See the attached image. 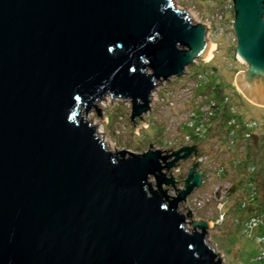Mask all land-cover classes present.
<instances>
[{
    "label": "water",
    "instance_id": "95a60500",
    "mask_svg": "<svg viewBox=\"0 0 264 264\" xmlns=\"http://www.w3.org/2000/svg\"><path fill=\"white\" fill-rule=\"evenodd\" d=\"M231 4L235 82L264 106V0ZM207 31L173 0H0V264H225L183 207L196 144L111 151L95 126L111 97L133 123L155 113V90L209 56Z\"/></svg>",
    "mask_w": 264,
    "mask_h": 264
},
{
    "label": "rangeland",
    "instance_id": "374dc122",
    "mask_svg": "<svg viewBox=\"0 0 264 264\" xmlns=\"http://www.w3.org/2000/svg\"><path fill=\"white\" fill-rule=\"evenodd\" d=\"M173 2L196 22L207 24V40L214 44L209 56L189 65L175 80L161 84V90H155L157 110L143 115V121L130 120L128 100L111 97L107 122H95L97 134L111 151L127 149L139 153L147 151L150 145L177 149L196 144V152L203 155L205 165L210 167L211 180L189 196L183 207L191 208L193 217L210 222L206 240L220 252L225 264H264V260H256L260 251L252 239L254 235L249 237L241 232L238 224L245 219H241L245 213L259 217L264 210V106L249 102L235 82L236 73L246 66L236 58L231 0ZM201 75L206 76L205 84L200 83ZM191 120L194 126L202 125L199 137H194L195 129L188 125ZM246 135L247 143L243 139ZM191 161L189 158L175 167L176 179H185ZM198 169L203 170V164ZM218 169H222V175ZM246 185L255 198L245 196ZM221 194L226 199L221 200ZM188 200L198 207L195 211ZM259 228L257 233H264V227Z\"/></svg>",
    "mask_w": 264,
    "mask_h": 264
},
{
    "label": "built area",
    "instance_id": "2783aa9c",
    "mask_svg": "<svg viewBox=\"0 0 264 264\" xmlns=\"http://www.w3.org/2000/svg\"><path fill=\"white\" fill-rule=\"evenodd\" d=\"M206 26H207V24H205ZM208 27V26H207ZM222 27V26H221ZM222 29L224 30V27H222ZM208 31H209V28H208ZM207 31V36H208V32ZM218 34V33H217ZM206 36V37H207ZM208 39V38H207ZM232 40L234 41V43H235V37H234V35H233V33H232ZM209 41V40H208ZM211 43V42H210ZM205 78H206V76L205 75H201V79H200V83L202 82V83H206L207 82V80H205ZM212 103H214V102H212ZM194 118V115H193V117H192V119ZM229 121H231V123L232 124H235V122H234V120H232L231 118H227ZM193 120H191L189 123H188V125L190 126V127H193L195 130H194V134H196V135H194V137H199L198 135L200 134V131H201V127H202V125H197V126H194V124H193ZM252 123H254V122H252ZM229 129H231V128H229ZM231 133H233L234 131L233 130H229ZM224 135V134H223ZM222 135V136H223ZM224 138V137H223ZM243 139L245 140V143H247V141H248V135H246V136H244L243 137ZM189 141V140H188ZM225 141V140H224ZM234 144V138H233V140H232V144L231 145H233ZM197 156H198V159H200V164H203V170H202V172H203V185H208V183H209V181L211 180V170H209L210 169V167H207L206 165H205V163H204V157H203V155L202 154H197ZM203 158V159H202ZM200 166V165H199ZM217 172H219V173H221L222 172V169H218L217 170ZM175 173V171L173 172V174ZM176 180H178V179H176ZM180 186H182V184L180 185ZM247 190V189H246ZM219 193V192H218ZM249 197L250 198H253V195L252 194H249ZM219 198L221 199V200H224V199H226V198H224V195L223 194H221V195H219ZM250 199H248V201H249ZM252 200V199H251ZM189 202H190V204H189V206H191L193 209H194V211L198 208V207H196V205L193 203L194 201H191V200H189ZM248 204H252V202H250V203H248ZM254 204H255V202H254ZM244 206V204L241 206V207H243ZM263 211V213H261V215L259 216V217H254V215L253 216H248L247 218H245V219H243L242 221H241V223L243 222V223H245V225H244V227H242V229H241V231L244 233V234H246V235H248V236H250V237H252V235H254L253 234V229H255V228H257V227H259V225L260 226H262V227H264V210H262ZM261 211V212H262ZM221 216V215H220ZM219 216V217H220ZM217 218V220H219L220 218ZM222 220V219H221ZM220 220V221H221ZM256 238H259V243H261V246H260V250H261V252H260V255L259 256H257V258H264V234L263 235H261V236H254V239H256Z\"/></svg>",
    "mask_w": 264,
    "mask_h": 264
},
{
    "label": "trees",
    "instance_id": "16d2710c",
    "mask_svg": "<svg viewBox=\"0 0 264 264\" xmlns=\"http://www.w3.org/2000/svg\"><path fill=\"white\" fill-rule=\"evenodd\" d=\"M261 207H264L263 205H261ZM246 216V217H245ZM245 216L243 215L242 217L243 218H247L249 215L247 214V213H245ZM244 222V221H243ZM238 223V224H240L241 225V227H244V225H245V223ZM259 227H260V225H259ZM259 227H257V228H255V229H253V234H254V236H261V235H263L264 233H261V234H259V233H257V230L259 229L260 230V228ZM242 229V228H241ZM264 231V230H263ZM242 232V231H241ZM246 236V235H245ZM250 237V236H249ZM252 239H254L253 237H252ZM254 241H255V239H254ZM256 243V242H255ZM257 245H258V249H259V251L261 252V250H260V246H261V243H257ZM260 255V253L258 254V256ZM257 261H263L264 260V258H257L256 259Z\"/></svg>",
    "mask_w": 264,
    "mask_h": 264
},
{
    "label": "bare ground",
    "instance_id": "6f19581e",
    "mask_svg": "<svg viewBox=\"0 0 264 264\" xmlns=\"http://www.w3.org/2000/svg\"><path fill=\"white\" fill-rule=\"evenodd\" d=\"M213 45H214V44H213ZM212 48H213V47H212ZM197 169H198V168H197ZM222 172H223V171H222ZM222 172L220 173L221 175H222ZM246 189H247V191L244 192L245 196H247V195L250 194V193H253V190L250 189V187L247 186V185H246ZM248 192H249V193H248ZM253 197L255 198L256 196L253 194ZM241 219H243V217H241ZM255 242H256V244L259 243V238H256V239H255Z\"/></svg>",
    "mask_w": 264,
    "mask_h": 264
},
{
    "label": "clouds",
    "instance_id": "9594fccd",
    "mask_svg": "<svg viewBox=\"0 0 264 264\" xmlns=\"http://www.w3.org/2000/svg\"><path fill=\"white\" fill-rule=\"evenodd\" d=\"M196 191H197V190H195V191L190 195V198H191L193 195H195ZM187 199H188V198H187ZM188 201H189V200H188Z\"/></svg>",
    "mask_w": 264,
    "mask_h": 264
},
{
    "label": "flooded vegetation",
    "instance_id": "af4514ba",
    "mask_svg": "<svg viewBox=\"0 0 264 264\" xmlns=\"http://www.w3.org/2000/svg\"><path fill=\"white\" fill-rule=\"evenodd\" d=\"M198 154V153H197Z\"/></svg>",
    "mask_w": 264,
    "mask_h": 264
}]
</instances>
